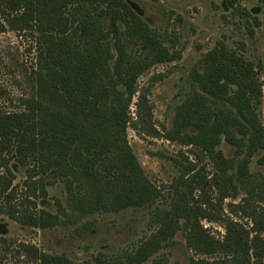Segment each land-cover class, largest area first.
Listing matches in <instances>:
<instances>
[{
	"label": "trees",
	"instance_id": "16d2710c",
	"mask_svg": "<svg viewBox=\"0 0 264 264\" xmlns=\"http://www.w3.org/2000/svg\"><path fill=\"white\" fill-rule=\"evenodd\" d=\"M233 1L227 0L230 7ZM4 32L28 39L33 57L30 68H23L27 91L18 98L19 108L0 110V216L45 230L155 204L162 192L145 175L127 130L158 135L149 89H140L138 80L152 67L178 60L179 52L126 0H0ZM189 80L190 91L163 138L210 161L213 174L205 183L215 192V203L194 198L205 184L193 166L187 167L177 181L185 189L175 188L169 207L153 217L157 229L125 260L145 263L182 231L194 254L220 257L191 264H262L264 209L254 204L264 201V179L249 169L258 153L264 164L256 66L218 42L199 59ZM222 142L233 148L231 157L219 149ZM15 166L24 174L18 183ZM58 182L65 205L57 200L55 213L39 208ZM241 193L243 200L231 204L229 212L247 219L249 228L211 211ZM202 220L222 222L224 235L216 239ZM20 248L38 264H72L33 246Z\"/></svg>",
	"mask_w": 264,
	"mask_h": 264
},
{
	"label": "rangeland",
	"instance_id": "374dc122",
	"mask_svg": "<svg viewBox=\"0 0 264 264\" xmlns=\"http://www.w3.org/2000/svg\"><path fill=\"white\" fill-rule=\"evenodd\" d=\"M126 1L164 36L172 51L180 54L178 60L154 66L138 80L140 89H149L147 98L152 108V125L158 135H149L141 129L127 130L134 155L147 178L160 188L162 197L150 207L94 214L45 230L21 226L0 216V264H38L21 251V244L33 246L39 253L49 256H64L72 264H128L125 256L157 229L153 220L155 213L169 207L175 188L185 189L177 181L190 166L199 174L202 185L205 184L203 192L194 191V198L203 197L215 203L216 194L205 183L213 174L210 161L203 155L194 156L190 147L166 141L163 133L171 128L177 105L190 91L191 70L218 42H223L256 66L257 78L262 84L257 113L264 125V0H234L233 7L227 0ZM30 46L28 39L15 33H0V110L15 111L19 108L18 98L27 91L23 68L31 66ZM157 76L159 79H155ZM130 112L134 117V104ZM219 149L226 157L233 155V148L224 142ZM261 156L260 153L254 156L249 169L264 179V164L258 162ZM13 172L15 183L20 182L23 171L15 166ZM243 198V193L236 199L228 198L220 209L211 208V211L249 228L251 225L247 219L229 212V206L239 204ZM57 200L65 205L62 182L49 187V195L39 208L55 213ZM254 205L264 209V201ZM201 225L216 239L224 235L222 222L202 220ZM262 236L264 239V234ZM97 258L104 263L98 262ZM219 258L194 254L187 248L183 232L179 231L168 247L143 264H191L192 260Z\"/></svg>",
	"mask_w": 264,
	"mask_h": 264
}]
</instances>
